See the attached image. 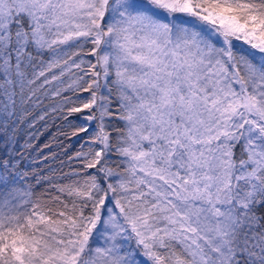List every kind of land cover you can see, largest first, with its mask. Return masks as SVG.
I'll use <instances>...</instances> for the list:
<instances>
[{
	"label": "snow or ice",
	"instance_id": "obj_1",
	"mask_svg": "<svg viewBox=\"0 0 264 264\" xmlns=\"http://www.w3.org/2000/svg\"><path fill=\"white\" fill-rule=\"evenodd\" d=\"M0 146V264H264V0H0Z\"/></svg>",
	"mask_w": 264,
	"mask_h": 264
},
{
	"label": "trees",
	"instance_id": "obj_2",
	"mask_svg": "<svg viewBox=\"0 0 264 264\" xmlns=\"http://www.w3.org/2000/svg\"><path fill=\"white\" fill-rule=\"evenodd\" d=\"M57 127H63V125L59 124V122L49 125L46 130L33 139L31 147L21 149L23 153V160L20 164L21 168L30 173L35 170L34 175H44L50 169H59L62 167L63 163L67 161L68 154L73 152L76 145L72 140L64 139L63 136H59L57 141H53L52 136L56 133ZM37 128H40L39 123L37 124ZM28 131L31 130H25L20 134V143H23ZM20 143L16 145L18 149H20ZM45 144H49L50 146L44 147ZM45 156L48 158L43 159ZM3 158L4 151L2 146H0V159ZM56 174L58 175L59 173Z\"/></svg>",
	"mask_w": 264,
	"mask_h": 264
}]
</instances>
